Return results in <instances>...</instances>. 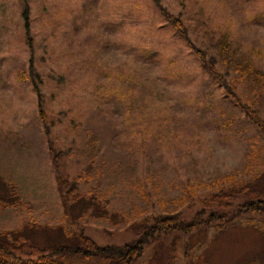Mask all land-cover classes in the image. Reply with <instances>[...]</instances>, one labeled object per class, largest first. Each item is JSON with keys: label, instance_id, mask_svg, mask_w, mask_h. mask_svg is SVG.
I'll return each mask as SVG.
<instances>
[{"label": "rangeland", "instance_id": "374dc122", "mask_svg": "<svg viewBox=\"0 0 264 264\" xmlns=\"http://www.w3.org/2000/svg\"><path fill=\"white\" fill-rule=\"evenodd\" d=\"M159 1L183 22L192 46L217 57V42L230 38L264 72V0ZM157 6L155 0H0V179L25 202L14 209L0 203V233L33 222L83 231L98 246L129 244L138 237L130 226L139 217L186 210L177 198L200 182L244 170L249 145L264 144ZM235 88L264 117V99L255 95L262 91L246 82ZM49 139L71 150L62 174L78 181L79 193L93 192L108 204L119 225L90 214L69 219ZM200 193L188 219L202 207ZM247 219L189 235L158 233L136 264H264V226L257 230L249 226L255 218Z\"/></svg>", "mask_w": 264, "mask_h": 264}, {"label": "trees", "instance_id": "16d2710c", "mask_svg": "<svg viewBox=\"0 0 264 264\" xmlns=\"http://www.w3.org/2000/svg\"><path fill=\"white\" fill-rule=\"evenodd\" d=\"M155 2L167 19V23H171L186 39L188 46L195 50L200 58L204 69L214 75L230 100L240 108L243 116L257 128L264 139V117L261 108L254 107L248 100L243 99L235 88L237 84L246 82L253 92L262 91L255 95L259 99H264V72L258 69L255 61L248 54L232 44L230 38L217 42V57L210 55L206 49L192 46L183 22L165 11L159 0ZM28 16H30L29 10L25 9L22 16L25 22L24 29L30 36L31 26ZM28 41L29 47L32 48L31 39ZM36 92L45 133L50 135L51 127L47 124V116L44 112V97L38 86ZM48 148L51 152L63 208L69 219L81 220L90 214L91 218L102 220L113 226L119 225L120 215L109 210L108 204L103 203L102 199L93 192L79 193L78 181H71L68 176L62 174L65 166L63 159L71 153V150L56 148L50 139ZM247 151L242 167L244 170L222 175L211 185L200 182L193 187L188 197L177 198L174 203L187 207L186 210L152 216L144 215L135 220L136 223L130 228L138 234V237L129 244L98 246L83 231L66 232L65 225L50 227L25 222L22 227L12 232L0 233V264H136L141 260L151 238L158 233L166 234L169 231H175L176 234L185 232L189 235L200 231V228L212 227L217 223L232 226L236 219L244 215H247L248 219L255 218L257 225L249 226L261 231L263 230L261 226H264V144L249 145ZM79 177L82 179L84 176ZM205 189L209 193L206 194ZM199 192H203L200 193L202 197L198 199L202 207L193 213L191 219H188V210L195 208L194 201ZM21 196L10 181L0 179V203L3 207L14 209L24 205L25 202ZM250 221H248L249 224Z\"/></svg>", "mask_w": 264, "mask_h": 264}]
</instances>
